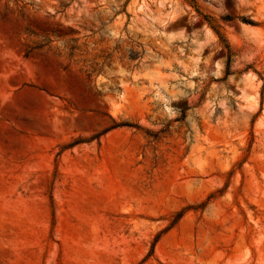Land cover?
Returning <instances> with one entry per match:
<instances>
[{
	"label": "rangeland",
	"instance_id": "374dc122",
	"mask_svg": "<svg viewBox=\"0 0 264 264\" xmlns=\"http://www.w3.org/2000/svg\"><path fill=\"white\" fill-rule=\"evenodd\" d=\"M0 264H264V0H0Z\"/></svg>",
	"mask_w": 264,
	"mask_h": 264
}]
</instances>
